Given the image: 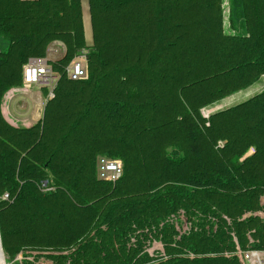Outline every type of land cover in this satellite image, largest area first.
Listing matches in <instances>:
<instances>
[{
	"label": "trees",
	"instance_id": "1",
	"mask_svg": "<svg viewBox=\"0 0 264 264\" xmlns=\"http://www.w3.org/2000/svg\"><path fill=\"white\" fill-rule=\"evenodd\" d=\"M222 2L0 0L6 263L243 264L264 252V89L201 114L264 77V0H227L230 32ZM53 41L64 53L48 60L52 96L43 86L41 118L13 126L3 95ZM81 49L87 76L71 80ZM99 155L122 161L114 182L97 177Z\"/></svg>",
	"mask_w": 264,
	"mask_h": 264
},
{
	"label": "rangeland",
	"instance_id": "2",
	"mask_svg": "<svg viewBox=\"0 0 264 264\" xmlns=\"http://www.w3.org/2000/svg\"><path fill=\"white\" fill-rule=\"evenodd\" d=\"M227 0H223L222 2V8H223V16H224V29L226 32H230L229 25H228V11L226 8ZM84 7L87 9L86 3L84 4ZM83 7V8H84ZM87 35V33H86ZM89 40L91 39V32L88 22V36ZM80 53L72 59V61H81L84 66H86L84 54L86 51L80 50ZM64 53V45L59 41H53L49 44L48 48L46 49L45 57L47 60H56L60 58ZM71 61V62H72ZM70 62V63H71ZM23 66V65H22ZM264 89V77H261L259 81L254 83L253 85L239 90L233 94H230L226 97H223L219 101L204 107L201 109V114L204 117H207L210 113H213L217 110L227 108L233 104H236L251 95L261 91ZM42 90V91H41ZM40 92L42 95H40ZM47 96L43 92L42 86H32L31 88L25 87L22 83L19 87H12L10 88L2 98L1 103V112H2V106L5 112V115L9 118L11 123H17L19 126H22V124H25L28 121H25L23 118L29 117L32 120L38 119L41 116L43 104L46 102ZM3 115V114H2ZM40 119V118H39ZM30 122V121H29ZM15 126V125H14ZM108 159L117 160L121 165L122 161L119 158H111L108 156H103ZM100 155L98 157H101ZM96 157V160L97 158ZM260 216L264 218V211L259 213ZM182 229H186V225L182 223L181 225ZM160 250V244L157 241H153L151 244V247L148 249L149 252ZM37 253H31L28 256L25 257L26 260L33 261V256ZM5 259V255H4ZM5 264H22L21 254H17L14 259H12L10 262ZM34 264H52V262L42 256H38L34 260ZM243 264H264V252H258V254L254 257L248 258V260L244 259Z\"/></svg>",
	"mask_w": 264,
	"mask_h": 264
},
{
	"label": "built area",
	"instance_id": "3",
	"mask_svg": "<svg viewBox=\"0 0 264 264\" xmlns=\"http://www.w3.org/2000/svg\"><path fill=\"white\" fill-rule=\"evenodd\" d=\"M66 75L71 80L82 79L87 76L86 67L81 61H72L65 69ZM48 60L45 57H29L22 66V83L25 87L31 85L45 86L48 88V97L52 96V89L56 82ZM122 174V165L113 159L98 157L96 160V175L99 179L114 182ZM258 254L257 251H249L244 254L248 260Z\"/></svg>",
	"mask_w": 264,
	"mask_h": 264
},
{
	"label": "crops",
	"instance_id": "4",
	"mask_svg": "<svg viewBox=\"0 0 264 264\" xmlns=\"http://www.w3.org/2000/svg\"><path fill=\"white\" fill-rule=\"evenodd\" d=\"M86 3V5H87V2L86 1H84L83 3H82V17H83V27H84V36H85V39H86V41L87 42H89L90 40H89V38L87 37L88 36V22H89V15H88V7H87V9H86V7H84V4ZM84 7V8H83ZM89 27H90V24H89ZM90 32H91V30H90ZM86 33H87V35H86ZM34 87V86H37V85H31V86H29V87H27V89L28 88H31V87ZM42 91V90H41ZM40 95H42L41 94V92H40ZM44 104H45V102H44ZM44 104H43V107H44ZM42 111H43V109H42ZM2 114H3V117L5 118V120L8 122V123H10L11 125H15V126H19L17 123L15 124V123H11V121L9 120V118L5 115V112H4V109H3V106H2ZM41 115H42V113H41ZM39 118H41V116L39 117ZM38 118V119H39ZM25 121H28V122H26L25 124H22V126H25V127H27V126H30V125H32L33 123H35L38 119H35V120H32V119H30L29 117H26V118H23ZM30 121V122H29Z\"/></svg>",
	"mask_w": 264,
	"mask_h": 264
},
{
	"label": "water",
	"instance_id": "5",
	"mask_svg": "<svg viewBox=\"0 0 264 264\" xmlns=\"http://www.w3.org/2000/svg\"><path fill=\"white\" fill-rule=\"evenodd\" d=\"M0 262L1 264H5V259H4V255L2 252L1 243H0Z\"/></svg>",
	"mask_w": 264,
	"mask_h": 264
},
{
	"label": "bare ground",
	"instance_id": "6",
	"mask_svg": "<svg viewBox=\"0 0 264 264\" xmlns=\"http://www.w3.org/2000/svg\"><path fill=\"white\" fill-rule=\"evenodd\" d=\"M0 264H1V262H0Z\"/></svg>",
	"mask_w": 264,
	"mask_h": 264
}]
</instances>
